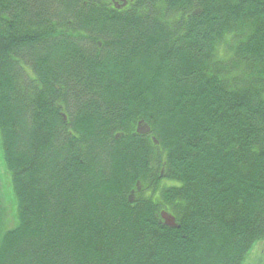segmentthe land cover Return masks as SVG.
I'll list each match as a JSON object with an SVG mask.
<instances>
[{"label": "trees", "instance_id": "1", "mask_svg": "<svg viewBox=\"0 0 264 264\" xmlns=\"http://www.w3.org/2000/svg\"><path fill=\"white\" fill-rule=\"evenodd\" d=\"M0 144V264H242L264 240V0H0Z\"/></svg>", "mask_w": 264, "mask_h": 264}, {"label": "rangeland", "instance_id": "2", "mask_svg": "<svg viewBox=\"0 0 264 264\" xmlns=\"http://www.w3.org/2000/svg\"><path fill=\"white\" fill-rule=\"evenodd\" d=\"M8 175L2 160L0 144V237L9 230L15 222V198L7 183ZM264 263V240L255 241L242 264Z\"/></svg>", "mask_w": 264, "mask_h": 264}, {"label": "flooded vegetation", "instance_id": "3", "mask_svg": "<svg viewBox=\"0 0 264 264\" xmlns=\"http://www.w3.org/2000/svg\"><path fill=\"white\" fill-rule=\"evenodd\" d=\"M115 10H122L127 8L130 4H132L135 0L131 2V0H108Z\"/></svg>", "mask_w": 264, "mask_h": 264}, {"label": "water", "instance_id": "4", "mask_svg": "<svg viewBox=\"0 0 264 264\" xmlns=\"http://www.w3.org/2000/svg\"><path fill=\"white\" fill-rule=\"evenodd\" d=\"M144 131H148L147 127H144ZM166 221V223H168L169 225H174V221L171 217L167 216V215H164L163 217Z\"/></svg>", "mask_w": 264, "mask_h": 264}, {"label": "bare ground", "instance_id": "5", "mask_svg": "<svg viewBox=\"0 0 264 264\" xmlns=\"http://www.w3.org/2000/svg\"><path fill=\"white\" fill-rule=\"evenodd\" d=\"M220 51V50H219ZM216 55V54H215ZM109 73V72H108ZM239 86V85H238ZM130 119V118H129ZM161 167V166H160Z\"/></svg>", "mask_w": 264, "mask_h": 264}]
</instances>
